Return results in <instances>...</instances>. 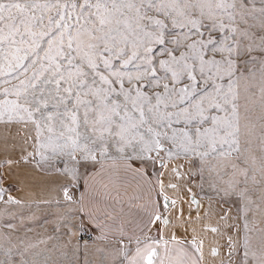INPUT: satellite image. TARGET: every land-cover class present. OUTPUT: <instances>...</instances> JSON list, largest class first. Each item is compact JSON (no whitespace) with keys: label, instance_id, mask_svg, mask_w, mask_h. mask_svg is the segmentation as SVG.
<instances>
[{"label":"snow or ice","instance_id":"6c2138e0","mask_svg":"<svg viewBox=\"0 0 264 264\" xmlns=\"http://www.w3.org/2000/svg\"><path fill=\"white\" fill-rule=\"evenodd\" d=\"M0 125L35 132L22 159L62 179L69 214L59 227L70 233L82 217L101 233L115 226L109 206L90 196L82 163L103 170L119 160L143 179L135 162L183 159L240 204L242 231L228 237L224 257L215 246L208 254L218 264H264V0H0ZM181 167H171L178 178ZM162 176V204L131 234L115 229L107 255L118 264H205L203 237H188L182 213L176 224L164 215L177 203L165 188L177 185ZM19 231L0 229V264H61L45 240Z\"/></svg>","mask_w":264,"mask_h":264},{"label":"crops","instance_id":"0c3cea01","mask_svg":"<svg viewBox=\"0 0 264 264\" xmlns=\"http://www.w3.org/2000/svg\"><path fill=\"white\" fill-rule=\"evenodd\" d=\"M30 137H35V132L30 127L25 129L20 125H0V189L3 190V198L12 196L19 202L12 204L25 206L33 211L34 214L30 216H36V219H30L28 223L26 221V225L32 230L34 242L45 240L49 248H54L61 264H100L102 260L104 264H118L119 257L107 255L113 253L112 246L120 238L115 229L124 227L131 234L137 224H143L147 214L152 211V205L162 204L163 197L158 195L159 189L155 183L161 173L165 186L169 183L177 185L175 189L165 188L166 194L177 203L170 206L164 215L169 216L173 224H176L177 217L182 213L183 220L188 221V237L191 238L193 229L203 237L205 264H218L220 257H224L227 252L228 237L236 238V228L242 231V222L237 220L239 212L218 196L202 193L200 182L195 175V166L188 161L174 159L169 162L167 168L157 164L158 167L153 168L150 164L137 161L134 168L143 169L145 174L141 179L134 171H126L122 161L108 160L103 170L100 165L91 166L82 176L89 180L90 196L100 201L101 208L109 206V212L115 216L114 229L101 233L86 217H82L72 234L68 229L59 227L66 214H69L67 202L60 190L62 179L52 168L38 166L31 159L25 163L22 159L34 151L35 145ZM7 161L13 163L9 165ZM176 165H183L180 168V178L171 171V167ZM189 172L192 173L191 176ZM149 179L152 183H145ZM82 191L83 181L81 186L74 190V195L78 197ZM192 197L198 204H192ZM11 213L14 216L11 217ZM15 214L16 208L7 207L3 217H0V229L7 230L9 224L16 227ZM205 226L216 227L219 232H205ZM88 232L93 234L94 239L87 242L89 247L86 250L80 237ZM152 234L155 235V230ZM184 234V228L177 230V235ZM100 237L103 238L98 239ZM76 245L80 247L77 248ZM213 246L218 247L220 251V257L215 259L208 254ZM98 248L104 251L97 252Z\"/></svg>","mask_w":264,"mask_h":264},{"label":"rangeland","instance_id":"374dc122","mask_svg":"<svg viewBox=\"0 0 264 264\" xmlns=\"http://www.w3.org/2000/svg\"><path fill=\"white\" fill-rule=\"evenodd\" d=\"M161 156L163 157L164 154L161 153ZM146 164H150L152 165L153 168H157L158 166L156 165V162L152 161V160H145L143 161ZM193 165L195 166V171L196 168L198 167V164L193 163ZM62 166V165H61ZM93 166L91 163H82L79 171L81 174H83V172H85L89 167ZM198 181L200 182V190L202 193L204 194H209V195H214L217 196L209 187L208 184L205 183L204 181H202L199 176L195 173ZM219 197V196H218ZM222 201H224L227 205H229L230 207L234 208L236 211L239 212V208H240V204L239 201H237L234 197L232 198H221ZM7 199L3 198L2 200H0V217H3V212L4 210H6L7 207H11V208H16V227L20 229V231L18 232L19 235H24L27 234V236L29 238L32 239V241L34 242V237L32 236L31 233V228H28V226L26 225V221L27 223L30 222V219H36V216H30V214H34L33 211L30 208H26L25 206H21V205H14L12 203L10 204H6L5 201ZM14 216L11 213V217ZM34 234V232H33Z\"/></svg>","mask_w":264,"mask_h":264},{"label":"built area","instance_id":"2783aa9c","mask_svg":"<svg viewBox=\"0 0 264 264\" xmlns=\"http://www.w3.org/2000/svg\"><path fill=\"white\" fill-rule=\"evenodd\" d=\"M93 239H94L93 234L92 233H89V232L82 234L81 237H80V241L83 242V243L90 242Z\"/></svg>","mask_w":264,"mask_h":264},{"label":"water","instance_id":"95a60500","mask_svg":"<svg viewBox=\"0 0 264 264\" xmlns=\"http://www.w3.org/2000/svg\"><path fill=\"white\" fill-rule=\"evenodd\" d=\"M156 164H157L158 166H160V164H159L158 162H156Z\"/></svg>","mask_w":264,"mask_h":264}]
</instances>
